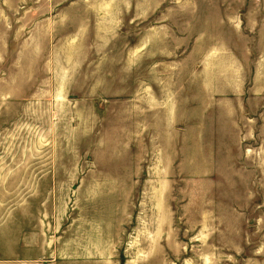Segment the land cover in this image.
<instances>
[{
	"label": "rangeland",
	"instance_id": "374dc122",
	"mask_svg": "<svg viewBox=\"0 0 264 264\" xmlns=\"http://www.w3.org/2000/svg\"><path fill=\"white\" fill-rule=\"evenodd\" d=\"M0 264H264V0H0Z\"/></svg>",
	"mask_w": 264,
	"mask_h": 264
}]
</instances>
